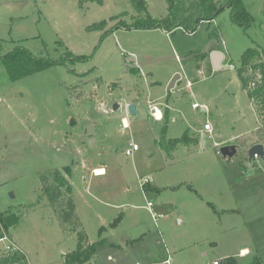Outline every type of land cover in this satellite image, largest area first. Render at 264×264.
Wrapping results in <instances>:
<instances>
[{
    "label": "rangeland",
    "instance_id": "374dc122",
    "mask_svg": "<svg viewBox=\"0 0 264 264\" xmlns=\"http://www.w3.org/2000/svg\"><path fill=\"white\" fill-rule=\"evenodd\" d=\"M191 1L145 0L139 11L132 0H0V54L23 46L50 58L67 51L89 57L17 80L0 61V213L13 214L9 233L23 263L62 264L81 231L91 242L104 236L122 245L145 235L140 256L125 254L126 246L113 252L128 264H165L166 257L170 264H225L229 256L236 264L258 256L264 264V161L248 165L245 153L251 142L264 143L259 104L246 94L262 75L254 65L264 64V0H242L254 18L247 27L233 24L227 7L199 20ZM148 14L167 23L137 26ZM188 23L199 24L191 32ZM250 47L259 56L243 70L245 89L237 70ZM213 51L223 54L219 68ZM162 126L166 140L186 132L196 140L168 150ZM132 142L139 150L126 155ZM226 143L238 147L229 160L219 152ZM66 165L80 226L64 229L42 194L41 174ZM95 166L104 173L94 174ZM146 201L161 214L156 219Z\"/></svg>",
    "mask_w": 264,
    "mask_h": 264
},
{
    "label": "trees",
    "instance_id": "16d2710c",
    "mask_svg": "<svg viewBox=\"0 0 264 264\" xmlns=\"http://www.w3.org/2000/svg\"><path fill=\"white\" fill-rule=\"evenodd\" d=\"M194 4L192 5L195 9V16L199 20L203 19H211L213 15L217 14L223 7H227L229 9V16L233 24L247 27L251 23H253L254 18L248 11L242 0H225L222 4L219 1L215 0H193L191 1ZM132 3L141 11L145 7V0H132ZM206 4V5H205ZM202 6L201 9L197 7ZM193 16V19L194 17ZM148 21L142 23L137 26H142L144 28L148 27H158L162 23H167V19H157V18H149ZM105 22H101L100 24H104ZM199 23H188L186 25L185 30L194 31ZM170 27L178 24H168ZM92 27H97L96 25H92L88 27L92 29ZM107 32V31H106ZM103 33V36L106 34ZM259 56V53L255 50V48L250 47L243 51V55L241 57V65L238 68L237 72H239V76L241 78V83L246 89V77L243 75L245 68L250 64L253 58ZM89 57L86 55L72 54L71 52H66L64 55L58 58H50L47 55H44L42 52H37L33 54L31 51L26 49L23 46H17L14 50L8 51L6 53L0 54V61L4 67V70L8 77L12 80H17L18 78L26 75H31L37 73V71L43 70L49 66H53L55 64H65L67 61H86ZM255 68H258L261 72V78L257 85L247 90L246 93L251 99H255L259 104V113L262 119H264V64H256ZM248 91V92H247ZM161 140L160 143L163 147L170 150L173 149L179 143H186L187 136L183 135L177 138H170L166 140V130L165 126L161 128ZM42 180V194L47 199L49 205L58 218L60 219V223L64 229H67L66 224L69 223L77 224L80 226L79 216L76 214V208L74 206L73 201V189L70 183V178L72 175L71 167L66 165L58 169H54L49 176L45 174H41ZM51 177V179H49ZM74 231L76 229L73 228ZM102 231V228L100 229ZM78 240L77 246L74 250L66 252L63 254V263L62 264H82L89 262L92 258H105L108 255H113L115 250L123 249L125 246L128 247L132 251L130 254L131 258L138 257V255L143 247V243L139 242L141 239H144L146 236L137 237L135 239L126 240L124 245L120 243H113L108 240V238L104 236H100L97 241H89L87 235L84 232L77 231ZM148 238H151L149 235ZM158 244V243H157ZM153 247V246H152ZM151 247V252L152 249ZM157 248V247H156ZM146 252V249H144ZM150 251L147 250L148 253ZM22 255L18 253H8L3 255L0 258V264H21ZM225 264H236L235 258L229 256L225 258ZM248 264H261V260L258 256H254Z\"/></svg>",
    "mask_w": 264,
    "mask_h": 264
},
{
    "label": "built area",
    "instance_id": "2783aa9c",
    "mask_svg": "<svg viewBox=\"0 0 264 264\" xmlns=\"http://www.w3.org/2000/svg\"><path fill=\"white\" fill-rule=\"evenodd\" d=\"M188 84H190V82H188ZM254 85H255V82H253V81L250 82L251 87H253ZM0 101H1V97H0ZM192 107L198 108V107H200V104L195 101L192 103ZM151 112L155 118H160V116H158L156 113L157 112L156 109H153V111H151ZM123 126L126 127L125 124H123ZM203 129L205 131H208V132H211V130H212L210 127V124L208 122L203 124ZM138 148H139V145L136 142H132V144L128 145L124 150H125L126 155H132L134 151L138 150ZM93 173L99 174L97 169L93 170ZM141 181H142V183L139 185V187H141L143 190V185L149 181V178L145 176L142 178ZM146 206L148 207V210L150 212L152 219H156L158 216L161 215V214H157L155 211L152 210V207H153L152 202L146 201ZM13 219H14V217H13L12 213H5V214L0 213V245H1L0 246V258L3 255L8 254V253H18V254L22 255L21 264H30L28 260H26L23 263L24 254L20 250L19 246H17L13 242L12 236L9 233L10 228H8V227H9V225L12 224ZM162 262L165 264H170V259L167 257ZM92 263L93 264H121L118 262L117 259L114 258L113 255H108L103 259L100 258L99 260H97V262L93 261ZM134 264H146V263L135 261ZM205 264H222V260L218 259V258H214V259H211V261L205 262Z\"/></svg>",
    "mask_w": 264,
    "mask_h": 264
},
{
    "label": "water",
    "instance_id": "95a60500",
    "mask_svg": "<svg viewBox=\"0 0 264 264\" xmlns=\"http://www.w3.org/2000/svg\"><path fill=\"white\" fill-rule=\"evenodd\" d=\"M212 64H213V68H219L221 65H220V61L222 60L223 58V54L217 52V51H213L212 53ZM147 60L146 61H149L150 60V57H147L146 58ZM180 78V75L179 74H176L171 82L169 83L167 89L173 87L175 81ZM119 107V103L117 102H114L113 105H112V111L114 109H117ZM128 109H129V112H131V114L133 113H136L135 112V105L134 104H130L128 106ZM202 110H203V107H202ZM160 114V112H159ZM157 115H158V112H157ZM201 142L202 144L205 142V134L203 133L201 135ZM220 149H219V152L222 156L223 159L225 160H229L231 159L237 152V149L238 147L234 144V143H226V144H222L219 146ZM245 153H246V156H247V161H248V165H250L252 163V160L254 158H259L261 160H264V146L263 144L261 143H253L251 145H249L246 149H245ZM252 170H249V172H251ZM11 196H13V193H10Z\"/></svg>",
    "mask_w": 264,
    "mask_h": 264
},
{
    "label": "crops",
    "instance_id": "0c3cea01",
    "mask_svg": "<svg viewBox=\"0 0 264 264\" xmlns=\"http://www.w3.org/2000/svg\"><path fill=\"white\" fill-rule=\"evenodd\" d=\"M221 62V61H220ZM189 82V81H188ZM187 82V83H188ZM247 94V93H246ZM249 97V96H248ZM250 98V97H249ZM250 100H251V98H250ZM253 100V99H252ZM195 102V101H194ZM193 103V102H192ZM192 103H191V105H192ZM194 108V107H193ZM154 109H156L157 110V112L159 113L160 112V114L162 115V111H160V109L159 108H155L154 107ZM203 110H205V108L203 107ZM153 111V110H152ZM156 112V113H157ZM258 115H259V113H258ZM161 117V116H160ZM125 123V125L126 124H128V122H127V120H126V118H124V120H123ZM187 133V132H186ZM186 133H184L183 135H187ZM182 135V136H183ZM181 137V136H180ZM170 138H177V137H170ZM201 139V138H200ZM196 140V137H194V136H188L187 135V141L186 142H189V141H191V142H193V141H195ZM197 140H198V138H197ZM253 143H261V144H263V146H264V143L263 142H261L260 140H256V141H253V142H251L249 145H251V144H253ZM248 145V146H249ZM248 146H246V147H248ZM175 148V147H174ZM138 150H139V148H138ZM138 150H136V151H138ZM259 159V158H258ZM260 161H264V160H261V159H259ZM95 168H100L101 169V171L99 172V174H103L104 173V169L102 168V167H100V166H95L94 168H92V170H95ZM142 189V188H141ZM145 206H146V204H145ZM146 208L148 209V207L146 206ZM143 234H145V233H143ZM137 238V237H136ZM128 239H130V238H128ZM158 243V246L159 247H161V245H160V241H158L157 242ZM247 252V248H242L240 251H239V254H246V253H244V252ZM132 253V251L130 250V249H126V252H125V254H128V256H130V254ZM123 257H121L120 259H117L118 260V262L119 263H121V264H128V263H124V259L125 260H127L125 257H124V255H122ZM167 258V257H166ZM166 258H163L162 259V261L163 260H165ZM135 261H138V260H134L131 264H134L135 263ZM144 263H146V264H148L149 262H144Z\"/></svg>",
    "mask_w": 264,
    "mask_h": 264
},
{
    "label": "bare ground",
    "instance_id": "6f19581e",
    "mask_svg": "<svg viewBox=\"0 0 264 264\" xmlns=\"http://www.w3.org/2000/svg\"><path fill=\"white\" fill-rule=\"evenodd\" d=\"M158 116H161V114L159 115V113H158ZM125 122L123 121V124H124ZM127 126V125H126ZM95 169H97V171L98 172H100L101 171V169L100 168H95ZM244 253H247L246 251L244 252Z\"/></svg>",
    "mask_w": 264,
    "mask_h": 264
}]
</instances>
